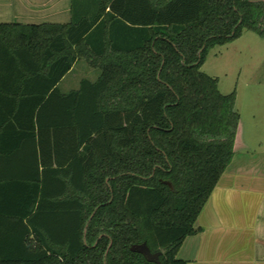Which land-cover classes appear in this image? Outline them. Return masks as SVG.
Wrapping results in <instances>:
<instances>
[{
	"label": "trees",
	"instance_id": "obj_1",
	"mask_svg": "<svg viewBox=\"0 0 264 264\" xmlns=\"http://www.w3.org/2000/svg\"><path fill=\"white\" fill-rule=\"evenodd\" d=\"M96 7L68 25H0V264H157L131 250L145 242L188 264L233 163L236 92L202 67L246 31L264 38V2ZM80 59L99 77L64 94Z\"/></svg>",
	"mask_w": 264,
	"mask_h": 264
},
{
	"label": "crops",
	"instance_id": "obj_2",
	"mask_svg": "<svg viewBox=\"0 0 264 264\" xmlns=\"http://www.w3.org/2000/svg\"><path fill=\"white\" fill-rule=\"evenodd\" d=\"M97 3L0 0V25H68L74 11L92 15ZM74 69L75 65L58 85L64 94L80 88L70 89L65 83ZM198 225L202 232L187 239L190 244L185 249L191 248L188 264H264V173L229 169L204 207Z\"/></svg>",
	"mask_w": 264,
	"mask_h": 264
},
{
	"label": "rangeland",
	"instance_id": "obj_3",
	"mask_svg": "<svg viewBox=\"0 0 264 264\" xmlns=\"http://www.w3.org/2000/svg\"><path fill=\"white\" fill-rule=\"evenodd\" d=\"M202 71L219 80L222 94L236 92L235 109L241 119L230 170L264 173V38L246 31L239 39L212 49ZM99 74V69L80 59L65 83L70 89L78 88L83 79L96 81ZM188 240L180 253L184 260L191 251L185 249Z\"/></svg>",
	"mask_w": 264,
	"mask_h": 264
},
{
	"label": "water",
	"instance_id": "obj_4",
	"mask_svg": "<svg viewBox=\"0 0 264 264\" xmlns=\"http://www.w3.org/2000/svg\"><path fill=\"white\" fill-rule=\"evenodd\" d=\"M164 183L171 188L173 187L170 182ZM131 250L135 253L142 254L147 259V261L151 263L161 264L160 257L162 256V252L153 253L146 242L132 246Z\"/></svg>",
	"mask_w": 264,
	"mask_h": 264
}]
</instances>
